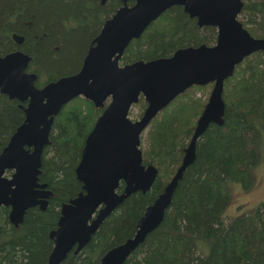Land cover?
<instances>
[{"label": "trees", "instance_id": "16d2710c", "mask_svg": "<svg viewBox=\"0 0 264 264\" xmlns=\"http://www.w3.org/2000/svg\"><path fill=\"white\" fill-rule=\"evenodd\" d=\"M242 1L243 28L255 39L264 38V0ZM84 2L0 0V56L15 51L29 55L27 72L36 75L39 89L76 74L103 19L91 10L83 13ZM15 14L31 26H20L15 32ZM88 14L87 20L84 15ZM67 23L72 27L65 29ZM246 24L253 27L248 29ZM14 34L24 38L22 45L14 42ZM215 41V28H198L195 19L175 6L132 41L121 59L124 65L148 62ZM211 86L191 87L152 121L146 146L141 147L143 165L158 170L152 188L124 200L77 255L73 251L68 255L67 263L99 264L107 251L134 236L145 209L181 164L206 103L197 97V90L205 94ZM223 100V126L211 125L199 139L195 162L179 182L162 224L125 264H264V202L230 220L225 217L232 202L231 187L250 190L255 184L252 169L260 166L264 170V51L252 53L235 68L224 84ZM20 104L0 94V152L24 121ZM137 104L146 108L142 97ZM101 113L102 109L79 97L55 117L38 177L53 196L45 211L29 209L17 228L8 222L9 209L0 208V264H46L52 249L49 234L56 229L60 207L82 191L74 170L85 138ZM117 193H122V184Z\"/></svg>", "mask_w": 264, "mask_h": 264}, {"label": "water", "instance_id": "95a60500", "mask_svg": "<svg viewBox=\"0 0 264 264\" xmlns=\"http://www.w3.org/2000/svg\"><path fill=\"white\" fill-rule=\"evenodd\" d=\"M104 22L92 41L80 70L39 89L36 75L28 73L29 55L15 51L0 56V94L16 100L24 113L23 123L0 152V208H8V222L19 227L32 208L45 211L52 193L39 183L44 149L50 144L54 118L76 98L102 109L85 138L74 173L82 191L62 204L56 229L49 238L52 249L46 264H69L96 234L100 225L131 195L150 191L158 170L143 165L142 134L159 113L194 86L212 88L196 120L193 134L170 182L138 220L132 238L107 251L99 264H125L147 236L162 224L173 194L187 168L196 159L199 139L211 125L223 126L224 84L251 53L264 51V38L251 36L238 15L242 0H132ZM182 7L198 28L216 29L211 46L176 50L168 58L138 61L124 66L119 61L129 44L172 7ZM18 45L23 38L12 35ZM145 101L140 119L129 112L139 98ZM10 173V175H8ZM122 184V193L117 190Z\"/></svg>", "mask_w": 264, "mask_h": 264}, {"label": "rangeland", "instance_id": "374dc122", "mask_svg": "<svg viewBox=\"0 0 264 264\" xmlns=\"http://www.w3.org/2000/svg\"><path fill=\"white\" fill-rule=\"evenodd\" d=\"M237 17H239L242 20V23L245 22V17H241L239 14ZM238 18V19H239ZM260 21V18L258 17L257 19ZM246 27L250 29L253 27L252 24H246ZM215 44V43H214ZM253 57L251 56L250 59ZM250 62H248L249 64ZM120 66H124V61L122 59L119 61ZM79 66V65H78ZM244 67V65L242 64ZM76 68L75 66H72L71 69L74 70ZM235 72V71H234ZM212 86L209 88L208 93H203L204 91L197 90L198 92L196 93L197 97L201 96L203 100H206L207 102L209 93L211 90ZM143 105L142 104H136L132 106L130 112H129V119L132 121H136L140 119L142 113H143ZM149 128L142 134L140 141V149L141 147L144 148L146 146V139H147V132ZM252 176L254 179V186L251 187L250 190H242L239 185H234L231 187V194H232V202L231 205L228 207V209L225 212V217L230 220L240 213L246 211V209L251 210L254 208L258 203L264 202V170L263 168H260V166H257L256 168L252 169ZM10 175V173L8 174Z\"/></svg>", "mask_w": 264, "mask_h": 264}, {"label": "flooded vegetation", "instance_id": "af4514ba", "mask_svg": "<svg viewBox=\"0 0 264 264\" xmlns=\"http://www.w3.org/2000/svg\"><path fill=\"white\" fill-rule=\"evenodd\" d=\"M37 1H43V0H37ZM133 5H134V1H132V0H130V1H128L126 3V6L128 8L132 7ZM123 6H124V4L121 2V0H85V2H84V11H82V12L83 13H88L91 10L92 12H94V14L103 16L102 24H101V26H100V28L98 30V33H97V35H98L100 30H101V28H102V26H103V24H104V22L107 21L108 19H110L116 13V11L121 9ZM113 8H115V9H114L113 12H111ZM109 12H110V14L107 16V14ZM84 17L88 20V19H90V14H88L86 16L84 15ZM14 23H15V32H17V28L20 27V26H25V25L26 26H31V25H29V23L25 24V22L23 20H20L19 17L16 14H15V18H14L13 24ZM76 24H78V23H76ZM63 27L65 29L66 28L69 29L70 27H72V24L71 23H67V24H64ZM15 35H17V34H15ZM19 37H21V36H19ZM92 41L90 42L89 47L91 46ZM23 43H24V38H23ZM22 44H20V45H22ZM20 45H18V46H20ZM89 47H88V49H89ZM88 49H87V51H88ZM87 51L85 53V56L87 54ZM85 56H84V58H85ZM82 62H83V60H82ZM82 62H81V65H82ZM53 124H54V122H53ZM52 196H53V194H52Z\"/></svg>", "mask_w": 264, "mask_h": 264}, {"label": "bare ground", "instance_id": "6f19581e", "mask_svg": "<svg viewBox=\"0 0 264 264\" xmlns=\"http://www.w3.org/2000/svg\"><path fill=\"white\" fill-rule=\"evenodd\" d=\"M255 53V52H254ZM258 53V52H257ZM252 54V53H251ZM249 56V55H248ZM247 57V56H246ZM112 214V213H111ZM109 217V216H108ZM101 226V225H100Z\"/></svg>", "mask_w": 264, "mask_h": 264}]
</instances>
